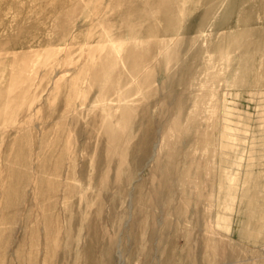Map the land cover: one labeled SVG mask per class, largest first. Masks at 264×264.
Returning a JSON list of instances; mask_svg holds the SVG:
<instances>
[{"label": "rangeland", "instance_id": "1", "mask_svg": "<svg viewBox=\"0 0 264 264\" xmlns=\"http://www.w3.org/2000/svg\"><path fill=\"white\" fill-rule=\"evenodd\" d=\"M0 264H264V0H0Z\"/></svg>", "mask_w": 264, "mask_h": 264}]
</instances>
